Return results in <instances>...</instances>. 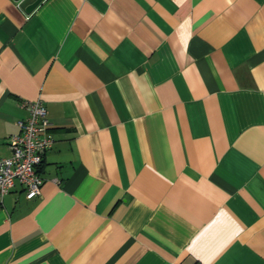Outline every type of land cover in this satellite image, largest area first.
<instances>
[{
	"label": "crops",
	"instance_id": "1",
	"mask_svg": "<svg viewBox=\"0 0 264 264\" xmlns=\"http://www.w3.org/2000/svg\"><path fill=\"white\" fill-rule=\"evenodd\" d=\"M0 0V159L41 100L40 196L0 264H264V0Z\"/></svg>",
	"mask_w": 264,
	"mask_h": 264
},
{
	"label": "built area",
	"instance_id": "2",
	"mask_svg": "<svg viewBox=\"0 0 264 264\" xmlns=\"http://www.w3.org/2000/svg\"><path fill=\"white\" fill-rule=\"evenodd\" d=\"M23 107L27 115L17 121L18 133L8 140L11 155L0 159V197L18 182L31 200L40 196L42 179L38 169L54 140L42 101L25 102Z\"/></svg>",
	"mask_w": 264,
	"mask_h": 264
},
{
	"label": "water",
	"instance_id": "3",
	"mask_svg": "<svg viewBox=\"0 0 264 264\" xmlns=\"http://www.w3.org/2000/svg\"><path fill=\"white\" fill-rule=\"evenodd\" d=\"M42 0H34V2L28 6V10L27 12H30L31 10H33Z\"/></svg>",
	"mask_w": 264,
	"mask_h": 264
}]
</instances>
